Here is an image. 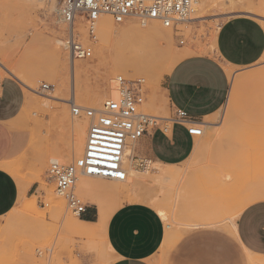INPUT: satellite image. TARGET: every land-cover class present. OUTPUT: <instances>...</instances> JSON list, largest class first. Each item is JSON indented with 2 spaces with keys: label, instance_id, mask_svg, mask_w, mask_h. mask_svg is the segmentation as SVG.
<instances>
[{
  "label": "rangeland",
  "instance_id": "obj_1",
  "mask_svg": "<svg viewBox=\"0 0 264 264\" xmlns=\"http://www.w3.org/2000/svg\"><path fill=\"white\" fill-rule=\"evenodd\" d=\"M59 4L60 0H0V77L15 79L24 96L23 110L14 126L15 134L25 138L24 147L5 166L19 183L32 181L39 186L35 195L23 200L20 209L0 219V264H9L7 261L11 258L24 260L15 262L24 264L110 263L109 251L100 244L98 234L77 233L80 218L68 210L65 197L59 195L55 185L47 179L52 158L61 165L74 163L70 155L77 124H82L85 130L81 153L84 154L91 121L84 117L74 118L69 102L99 110L108 99L116 96L117 78L142 80L145 92L142 112L158 118L159 124L170 122L173 113L162 90V81L168 72L167 61L173 63L184 53L187 56L210 53V41L221 19L249 17L264 28V0H200V3L197 0L191 16L195 20L177 27L180 32L158 22L142 26L129 20L116 25L106 18L110 21V29L115 31L113 36L100 33L98 26L96 40L91 42L84 26L75 29L78 40L91 48L92 55L89 59L74 61L77 70L73 75L65 46L68 30L56 13ZM153 24L163 34L158 32L152 44L145 43L146 27ZM180 41H184V45H180ZM144 54L150 60L156 57L153 64L157 71L138 69ZM156 60L161 65L157 66ZM228 71L231 77L228 100L220 112L206 121L205 126L211 127H201L202 136L195 137L201 150L202 140L215 142L212 144L217 152L214 159L220 164L214 171H210L209 162L203 164L201 158L191 168V186L187 181L186 165L171 169L174 175L170 180H160L157 171L162 167L153 163L140 167L137 143L129 142L127 148L136 151L132 176L125 183L79 176L72 192L81 204L96 211L128 203L145 204L156 210L164 221L167 235L176 241L192 231L186 230V225L205 223L202 211L206 205L197 193V182L203 177L205 167L207 179L219 178L224 186L232 184L236 158L242 157L248 149L258 152L257 166L259 172H264V161H261L264 156V56L250 68ZM44 84L51 87L49 91H41ZM226 145L234 149L227 161L222 159L228 155L222 152ZM101 185L118 193L94 189ZM220 198L211 197V205L219 204L220 210L228 211L233 199L224 197L220 201ZM190 213L195 215L192 221L187 218ZM168 244L170 247L158 254V263L164 264L172 241Z\"/></svg>",
  "mask_w": 264,
  "mask_h": 264
},
{
  "label": "crops",
  "instance_id": "obj_2",
  "mask_svg": "<svg viewBox=\"0 0 264 264\" xmlns=\"http://www.w3.org/2000/svg\"><path fill=\"white\" fill-rule=\"evenodd\" d=\"M209 52L186 54L162 81L172 113L182 111L205 128L211 127L205 126L206 121L220 112L228 100L231 89L228 70L250 68L264 56V28L249 17L221 19ZM23 103L20 84L11 77H0V219L12 212L20 197L26 200L39 190L32 182L21 194L20 183L5 166L24 147L25 138L14 132ZM201 143L203 150L184 125L163 121L161 127L137 142L140 167L153 163L175 170L186 165L191 186V168L201 158L203 164L209 162L210 171L220 164L214 159L217 152L212 144L215 142L202 140ZM225 147L222 152L228 155L223 160L234 152L231 146ZM135 153L134 149V156ZM259 160L256 150L247 149L242 157L236 158L232 184L225 186L219 178L207 179L205 167L203 177L197 182V193L206 205L202 211L205 223L186 225L185 229L192 231L176 241L167 235L164 221L156 210L138 203L110 210L86 207L85 213L78 217L77 233L98 234L100 244L109 251V264H162L158 263V254L170 247V241L172 245L164 264H264V172H259ZM94 189L118 193L104 185ZM215 196L222 197L220 201L224 197L233 199L228 211L220 210L219 204L211 205L210 198ZM227 212L232 214L229 216ZM187 216L189 221L195 217L193 213ZM71 264L80 263L72 261Z\"/></svg>",
  "mask_w": 264,
  "mask_h": 264
},
{
  "label": "built area",
  "instance_id": "obj_3",
  "mask_svg": "<svg viewBox=\"0 0 264 264\" xmlns=\"http://www.w3.org/2000/svg\"><path fill=\"white\" fill-rule=\"evenodd\" d=\"M196 5L197 0H60L56 13L68 30L65 46L70 59L80 61L89 59L92 50L78 40L75 29L79 26L87 29L91 42L96 40V29L102 18H109L116 25L129 20H135L142 26L158 22L180 32L177 27L195 20L191 16ZM184 43L179 42L180 45ZM115 83L116 96L108 99L102 109L83 108L69 102L74 118L84 117L91 121L84 154L70 165L53 162L47 171V179L55 185L57 193L65 197L68 210L77 217L87 209L72 192L78 177L92 176L123 182L126 173L122 159L128 143H137L162 125L158 118L142 112L145 103L142 80L127 81L119 77ZM50 88L44 84L41 91L47 92ZM169 121L184 125L191 137L203 134L201 126L182 111H175Z\"/></svg>",
  "mask_w": 264,
  "mask_h": 264
},
{
  "label": "bare ground",
  "instance_id": "obj_4",
  "mask_svg": "<svg viewBox=\"0 0 264 264\" xmlns=\"http://www.w3.org/2000/svg\"><path fill=\"white\" fill-rule=\"evenodd\" d=\"M25 1H27V0H25ZM29 1V0H28ZM199 3H200V0H199ZM201 6V5H200ZM156 24V23H155ZM155 24H153V26L152 27H146V33H144V40H145V43H147L148 41H149V44H152V43H150L151 41H153L154 40V35L155 34H157L158 32H160V28H158V27H156V26H154ZM99 32L100 33H104V34H107L108 36H113V35H115V31H113L112 29H110V21L109 20H107L106 18H102L101 20H100V22H99ZM143 30H144V28H142ZM162 29V28H161ZM144 32V31H143ZM161 34H163L162 32H160ZM156 38V37H155ZM213 38H214V36H213ZM213 38H212V40H213ZM153 39V40H152ZM143 40V39H142ZM162 40V39H161ZM155 42V41H154ZM151 46V45H150ZM153 46V45H152ZM155 47V46H154ZM159 47H161V48H163V46H159ZM165 49V48H164ZM157 50V49H156ZM147 52H150V50H148ZM152 52H154V50L152 51ZM151 52V53H152ZM156 52V51H155ZM161 53V52H160ZM153 54V53H152ZM153 56H155L154 54H153ZM186 56V54H182V55H179L178 57H177V59H175V61H173V63L172 62H170V61H167V64L165 65V67H166V70L167 71H170V70H172L173 68H174V66L181 60V59H183L184 57ZM144 57H145V54H144ZM146 57H148L147 55H146ZM145 57V58H146ZM151 57V56H150ZM141 58L142 59V64L141 65H139V66H141V67H137L138 69H140L141 68V72H143V71H145V69H147V68H151L153 71H157L158 70V68L157 67H155V65L153 64V63H155V62H153L155 59H156V57H155V59L153 60V58L150 60V59H148V58ZM158 58V57H157ZM161 58V57H160ZM159 58V59H160ZM162 59H164V56L162 57ZM150 60V61H149ZM7 62H8V60H6ZM159 61V60H158ZM157 60H156V62H158ZM163 61V60H162ZM141 62H139V64H140ZM162 63V62H161ZM163 63H164V61H163ZM159 62L158 63H156V65L157 66H159V65H161V64H159ZM163 66V65H162ZM71 68H72V73H73V75L75 74V72H76V70H77V65H76V63L74 62V61H72L71 60ZM140 71V70H139ZM137 72H138V70H137ZM139 73V72H138ZM228 75L230 76V72L228 71ZM85 124H86V122H85ZM82 128H84L83 127V125L82 124H77V125H75V132H74V134H75V139L74 140H72V146H74V147H72V155H70V156H72L73 157V159H74V162L76 161V159H75V157L77 158V156L79 157L80 156V154L82 153V151H83V149H84V141H85V130L84 129H82ZM71 148V147H70ZM69 156V157H70ZM81 156H82V154H81ZM133 156H134V148H127L126 147V149H125V151H124V154H123V159H122V168H124V171H125V173H126V175H125V180L123 181V182H120V181H117V182H120V183H125V182H127L128 181V179H129V177L130 176H132V174L134 173L133 172V168H132V166H133ZM71 157V158H72ZM58 159V158H57ZM72 160V159H71ZM77 160H78V158H77ZM52 161L53 162H56L57 160L56 159H54L53 160V158H52ZM58 162V161H57ZM60 164V163H59ZM159 165V164H158ZM162 166V165H161ZM171 167H169V166H164V167H162L161 169H159L158 171H157V178L158 179H160V180H165V181H168V180H170L172 177H173V175H174V172L173 171H171ZM88 177H92V176H88ZM94 178H98V177H94ZM98 179H106V178H98ZM107 180V179H106ZM111 181H115V180H111ZM22 182H20V193L21 194H23V192H24V190L26 189V187L29 185V184H31L32 183V181L31 182H29L28 184H24V183H22ZM23 196L22 197H20L19 199H18V201H17V203L15 204V206L12 208V211H16V210H18V209H20L22 206H23ZM240 211V210H239ZM239 211H237V213H236V215L239 213ZM235 215V216H236ZM22 261H24V260H19V258H11V259H9L8 261H7V263H9V264H13V263H15V262H22Z\"/></svg>",
  "mask_w": 264,
  "mask_h": 264
},
{
  "label": "snow or ice",
  "instance_id": "obj_5",
  "mask_svg": "<svg viewBox=\"0 0 264 264\" xmlns=\"http://www.w3.org/2000/svg\"><path fill=\"white\" fill-rule=\"evenodd\" d=\"M105 123H107V121H105ZM112 167H115V165H112ZM88 170H89V171H92V169H91V168H89Z\"/></svg>",
  "mask_w": 264,
  "mask_h": 264
}]
</instances>
